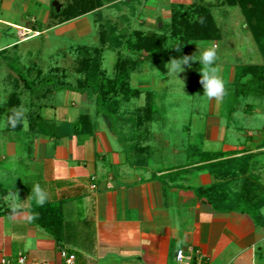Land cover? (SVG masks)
Instances as JSON below:
<instances>
[{
	"label": "crops",
	"instance_id": "1",
	"mask_svg": "<svg viewBox=\"0 0 264 264\" xmlns=\"http://www.w3.org/2000/svg\"><path fill=\"white\" fill-rule=\"evenodd\" d=\"M193 1L164 0L156 6L162 16H167L172 4ZM46 17L51 19L50 12ZM11 23L34 31V23L29 20L23 25L14 20ZM75 30L77 34L85 31L77 26ZM58 92L62 91L50 93V103L40 110L53 123L55 134L44 130L30 136L26 153L17 150L22 142L17 133L3 143L0 135V260L6 258L9 264H19V254L23 252L25 264H66L69 255H75V264L264 261V205L260 209L262 223L240 208H215L206 197L198 195L197 184L192 183L203 179L194 168L198 164L189 162V157L196 156L193 150L185 156L179 155L177 149L167 154L154 147L138 152L130 139L124 144L108 117L101 121L100 128L96 125L93 109L82 100L91 95L78 92V105L75 100L56 104L52 99ZM82 114H88L94 125V133L88 137L73 131V124ZM231 122H208L204 135L209 152H228L224 157L227 159L238 152L243 155L261 149L245 151L244 144L258 140L254 135L264 133V122L254 129ZM0 128L5 132L6 116L3 123L0 120ZM237 129H246L247 133L239 135ZM147 141H142V147L151 144ZM161 143L165 146L168 141ZM198 144L196 141L190 145L195 149ZM260 152L255 158L264 160V152ZM13 162L15 166L8 167ZM94 184L96 188H92ZM37 192L46 196V203L59 204L62 223H57L60 227L56 231L68 236V242L59 243L30 214L31 201L40 204ZM191 248L194 259L179 262L178 250L189 254Z\"/></svg>",
	"mask_w": 264,
	"mask_h": 264
},
{
	"label": "rangeland",
	"instance_id": "2",
	"mask_svg": "<svg viewBox=\"0 0 264 264\" xmlns=\"http://www.w3.org/2000/svg\"><path fill=\"white\" fill-rule=\"evenodd\" d=\"M53 1L0 0V120L3 123L6 116L7 132L5 134L0 128L1 143L17 133L22 141L21 149L18 145L17 150L26 153L30 148V136L37 135L30 133L28 117L38 114V104L47 106L51 100L34 97L24 82L18 79L17 72L11 70L10 64H13L38 86L42 85L44 76L52 78L62 91L52 99L56 104L75 100V105H78L81 96L78 92L91 95L82 100L93 109L96 125L100 128L101 121L110 116L113 131L124 144L131 140L137 150L154 147L158 152L164 149L167 154L177 149L182 156L189 155L193 150L196 156L189 157V162L198 164L194 168L203 175V179L192 183L197 184V189L210 192L218 204L236 206L247 188L255 195V201L264 199V160L255 158L261 150L264 152V133L254 135L257 141L253 139L250 144H244L245 151L261 148L257 152L243 155L238 152V156L227 159L204 161L209 152L204 135L208 122L224 125L231 119V123L253 129L264 122V98L234 96L237 67L240 64H264L262 51L239 6L224 4L223 0L175 3L185 5V10L191 12V20L197 18L200 6L208 5L221 32L219 39H194L187 43V56L193 61H190V67L182 66L184 70L177 77L169 74L170 61L161 64L151 61L147 51L137 50L132 44L138 36L136 32H140L143 35L157 33L164 36L168 52L176 45L178 39L172 35L173 7L168 9L169 15L162 16L161 9L156 6L163 4L164 0H105L101 7L67 23H61L53 16ZM57 1L62 10L74 0ZM185 10H181L183 14ZM49 12L51 19L46 17ZM12 20L21 25L29 20L34 23V31L30 27L13 25ZM49 26L56 27L46 30ZM74 26L85 31L77 34L76 30L73 31ZM37 30L46 31L34 33ZM209 47H215L217 51V61L212 67L225 84V93L218 98L203 94L200 72L206 69L196 61L200 59V53ZM43 86V92L47 88L56 90L52 82ZM105 92L107 95L104 96ZM13 94H19L21 98L19 110L23 113L25 127L19 132L8 128L7 113L11 110L9 100ZM149 105L152 106L151 112L147 110ZM152 112L150 122L145 120L141 126L136 125L138 117L147 118ZM44 126L42 130L54 129L53 123ZM237 132L239 135L247 133L246 129L244 132L237 129ZM231 135L232 132H229ZM146 139L151 144L142 147V141ZM164 139L168 145H162ZM196 141L199 144L194 149L190 144ZM10 165L13 167L15 163L8 164V167Z\"/></svg>",
	"mask_w": 264,
	"mask_h": 264
},
{
	"label": "trees",
	"instance_id": "3",
	"mask_svg": "<svg viewBox=\"0 0 264 264\" xmlns=\"http://www.w3.org/2000/svg\"><path fill=\"white\" fill-rule=\"evenodd\" d=\"M105 0H74L72 3H69L66 7H64L61 12H57L53 7V16L59 18L61 23L70 21L72 19L78 18L84 14H87L94 9L101 7L104 4ZM224 4H228L230 6H239L244 14L245 21L250 27L255 40L257 41L263 57H264V0H223ZM185 5L181 4H173L172 9V35L173 37L178 39V42L173 47V49L168 52L166 50V40L164 36L153 33L150 35H143L140 32H136L138 35L136 40H134L133 47L137 50H145L149 53V60L157 61L161 64L164 61H171L177 58V55H186L187 49L186 45L190 40L199 39V40H215L221 38V32L219 31V27L217 25L216 20L212 15V10L207 6H200V10L198 11L197 18L191 20V12L185 10ZM185 10L186 12L183 14L181 10ZM181 49V50H180ZM180 50V52H179ZM179 52V53H178ZM86 63V61H84ZM11 70L17 72L18 79L24 82V86L29 90V92L37 99L40 97H47L50 93L55 91H60V87H56L53 79L44 76L42 78V85L38 86L35 81L30 80L24 73L17 70L13 64H10ZM237 77L234 83V96L236 98L248 97V96H256V97H264V64L254 66L251 64H240L237 67ZM244 78H246L244 80ZM47 84L52 82L54 84L56 90L52 91L47 88L44 92L42 91L43 84ZM111 83V82H110ZM45 86V85H44ZM43 86V87H44ZM134 94L138 95L139 93L134 90H131ZM41 93H43L41 95ZM107 95L106 92L104 96ZM104 99V98H103ZM9 105L11 106V110L8 111V128L9 130H15L19 132L24 127V119L22 118L19 121L15 120V114L20 112L21 107V98L19 94H13L10 97ZM37 109L39 112L34 117L29 118V126L28 129L30 133H42L44 130L43 127L48 122L44 117H42L41 109L43 107L42 104H38ZM148 112H151L152 106L149 105L147 107ZM110 117V116H108ZM153 118V112L148 115V117H138V121L136 125L141 126L142 123L150 122ZM136 119V118H134ZM46 123V124H45ZM47 130V129H45ZM52 134H55V128L52 130ZM73 131L78 136L88 137L89 134L94 133V125L91 121V118L88 114L80 115L79 119L73 124ZM140 151V150H138ZM226 155V152H207L204 161H212V160H221ZM246 189V188H245ZM247 188L243 196H240L238 199V204L236 206L225 207L217 203L216 198L205 189H197V193L201 197H206L209 202L217 209H234L240 208L242 210L248 211L250 214L254 216L257 222L262 223L261 219V206L264 205V199L256 200L255 195ZM30 214L32 217L38 221L45 229L54 235L59 243L68 242V236H64V234H59L56 230L60 227L59 223H62L60 220V209L59 204H51L44 202L43 205L38 204L35 200L31 201L30 205ZM52 214V215H51ZM54 216V219L50 218ZM57 218H56V217ZM69 224L67 225V227ZM56 227V228H55ZM67 234V233H66ZM68 235V234H67Z\"/></svg>",
	"mask_w": 264,
	"mask_h": 264
},
{
	"label": "clouds",
	"instance_id": "4",
	"mask_svg": "<svg viewBox=\"0 0 264 264\" xmlns=\"http://www.w3.org/2000/svg\"><path fill=\"white\" fill-rule=\"evenodd\" d=\"M181 50V49H180ZM179 50V52H180ZM178 52V53H179ZM190 61H193L189 56L186 55H177V58L171 60L169 63V74L175 75L178 77V74L184 69L182 66L188 65L191 66ZM198 61L199 65H202L206 70L201 71V80L200 83L203 86V94L209 98H218L225 93V84L223 80L218 76L216 69L212 67L217 61V51L215 47H209L203 50L200 53V59ZM185 87V85H184ZM23 118L22 112H17L15 114V120L19 121ZM38 202L43 205L46 200V196L37 192Z\"/></svg>",
	"mask_w": 264,
	"mask_h": 264
},
{
	"label": "built area",
	"instance_id": "5",
	"mask_svg": "<svg viewBox=\"0 0 264 264\" xmlns=\"http://www.w3.org/2000/svg\"><path fill=\"white\" fill-rule=\"evenodd\" d=\"M92 188H96V185H92ZM191 253L187 254L184 249H179L177 252V260L179 262H184V261H191L194 259L193 256V248L190 249ZM27 261V257L23 252H20L19 254V259L18 262L19 264H25ZM0 264H9V260L6 258H2L0 260ZM66 264H75V255H69L66 256Z\"/></svg>",
	"mask_w": 264,
	"mask_h": 264
},
{
	"label": "water",
	"instance_id": "6",
	"mask_svg": "<svg viewBox=\"0 0 264 264\" xmlns=\"http://www.w3.org/2000/svg\"><path fill=\"white\" fill-rule=\"evenodd\" d=\"M53 5L55 6L58 12L61 10V4L57 0L53 1Z\"/></svg>",
	"mask_w": 264,
	"mask_h": 264
}]
</instances>
